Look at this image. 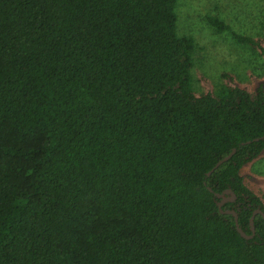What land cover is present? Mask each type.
I'll return each instance as SVG.
<instances>
[{
    "label": "trees",
    "instance_id": "trees-1",
    "mask_svg": "<svg viewBox=\"0 0 264 264\" xmlns=\"http://www.w3.org/2000/svg\"><path fill=\"white\" fill-rule=\"evenodd\" d=\"M180 1L0 0V264H264V85L197 96Z\"/></svg>",
    "mask_w": 264,
    "mask_h": 264
},
{
    "label": "rangeland",
    "instance_id": "rangeland-1",
    "mask_svg": "<svg viewBox=\"0 0 264 264\" xmlns=\"http://www.w3.org/2000/svg\"><path fill=\"white\" fill-rule=\"evenodd\" d=\"M177 15L178 34L197 41L191 72L197 96L233 84L250 92L264 85V52L238 44L229 31L219 33L208 21L219 18L233 32L260 41L264 48V0H181ZM242 174L246 185L264 200V155Z\"/></svg>",
    "mask_w": 264,
    "mask_h": 264
},
{
    "label": "water",
    "instance_id": "water-1",
    "mask_svg": "<svg viewBox=\"0 0 264 264\" xmlns=\"http://www.w3.org/2000/svg\"><path fill=\"white\" fill-rule=\"evenodd\" d=\"M261 139H264V137L261 138ZM255 141L258 142V141H260V139H256ZM236 152H237V149H234L233 152H232L229 156H227V157L224 158L223 160L219 161L218 164L214 167V169L209 173V175H211L213 172H215L217 169H219L220 166L223 165L225 162H228V161H229V160H230V159L236 154ZM229 192H230V191H229ZM222 196H223V195H221V194H217V197H218V198H222ZM234 198H235V195H234L233 193H232V197H231V198H224V199L221 201V203L219 204V208L221 209L222 206H223V204H224L225 202H227V201H229V200H232V199H234ZM221 212H222V214H230V215H233V216L235 217L237 230H238V232L242 235L243 238L251 239V238L255 235V229H254L253 227H252V228H253V235L250 236V237L247 236V235H245V234L241 231L240 226H239L238 216H237V213H236L235 211H226V212L221 211ZM257 214H261V215L264 217V213H263L262 211H256V212L254 213V217H255V215H257ZM251 225L253 226V219L251 220Z\"/></svg>",
    "mask_w": 264,
    "mask_h": 264
}]
</instances>
